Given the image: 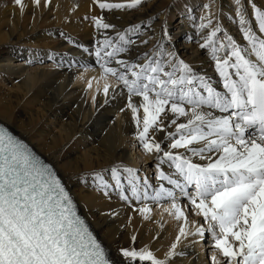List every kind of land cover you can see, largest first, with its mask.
Returning a JSON list of instances; mask_svg holds the SVG:
<instances>
[{"label":"bare ground","instance_id":"6f19581e","mask_svg":"<svg viewBox=\"0 0 264 264\" xmlns=\"http://www.w3.org/2000/svg\"><path fill=\"white\" fill-rule=\"evenodd\" d=\"M185 3L0 0V79L18 80L0 87V123L53 168L111 264H209L206 249L215 264H264V141L253 110L238 94L229 108L227 92L250 69L264 76V0ZM176 15L190 47L171 42ZM48 30L60 36L43 38L53 51L26 47ZM77 141L87 148L72 156ZM139 144L140 163L127 148ZM194 179L221 189L202 198L192 188L189 203L176 188Z\"/></svg>","mask_w":264,"mask_h":264},{"label":"rangeland","instance_id":"374dc122","mask_svg":"<svg viewBox=\"0 0 264 264\" xmlns=\"http://www.w3.org/2000/svg\"><path fill=\"white\" fill-rule=\"evenodd\" d=\"M177 3L179 4V5H181L182 7H186V3H185V0H177ZM135 8H137V9H139L140 8V5H138V6H135L134 7V9ZM202 10V9H201ZM199 8H196V7H194V13H195V17L198 19L199 18V14L198 13H201L202 11H201ZM87 22H88V24H91V26L95 29L96 28V23H97V20H96V18H94V19H92V20H87ZM180 26V27H179ZM168 27H169V29L171 30V32H173V34H174V36H175V38L173 39V40H171V42H174L176 45V47L177 46H179V47H183V46H187V47H190V45H192V37H188L187 39H185V37H183L182 35H183V33H182V29H181V27H182V23H181V21H180V19H179V15H176V16H173L171 19H170V21H169V25H168ZM2 27H0V29H1ZM167 32V34H164L163 36L164 37H166L167 35H169L168 34V31H166ZM0 33H4V30H0ZM50 30H48V31H46L45 32V34H43L42 36H40L42 39L40 40V41H38V42H40V43H38V44H32V43H30V41H28V43L27 44H25L26 45V47L27 48H30L32 51H34V52H36V51H43V50H52V49H54L52 46H50V47H48V45H46V44H43V42H44V40H46V39H43V38H47V39H49V40H56V39H58V38H60V36H51L50 34ZM64 33V32H63ZM195 36H197V34L195 35ZM131 40V42L130 43H132L134 40H135V37H133V38H131L130 39ZM35 41V40H34ZM6 42V41H5ZM8 44H10V42L8 43ZM7 43L5 44V45H3V48H7V47H9V46H12V47H16V46H14V45H8ZM184 44V45H183ZM8 45V46H7ZM18 45V44H17ZM45 45L47 46L46 48H45ZM40 46V47H39ZM53 51V50H52ZM248 51V50H247ZM249 53H250V55L252 56V58L253 59H255V56H254V54H253V52H251V50L250 51H248ZM212 58L214 57H216V56H214V54H212V56H211ZM214 58H213V60H214ZM22 60V57H16L12 62L13 63H17L18 64V62L19 61H21ZM48 62L49 61H47V62H45L46 64H48ZM34 65H31V67H33ZM5 78V77H4ZM6 79V78H5ZM1 81H0V87L1 88H3L4 90H8V91H11L12 89H11V86H13V85H15V84H17V82H18V80H16V79H14V81H9V80H2V79H0ZM117 82V81H116ZM118 84H116V86H118L119 85V82H117ZM85 84V83H84ZM39 87L41 88V87H43V86H41V85H39ZM16 111H17V114H18V116H22L23 115V112L24 113H27V112H29V110H27V108L26 107H24V106H16ZM46 118H47V116H46ZM47 120L49 121V119L47 118ZM50 120H52V118H50ZM64 121V120H63ZM50 122V121H49ZM49 122H48V124H49ZM52 123H53V121H51ZM44 124V123H43ZM42 124V125H43ZM56 124V123H55ZM156 125L155 126H159V124H158V121H157V123H155ZM41 125V126H42ZM43 127H44V129L46 130L47 129V131H48V127H47V125L45 124V125H43ZM153 128H154V125L152 126ZM57 127H54V131L57 133V129H56ZM13 133V132H12ZM182 135H180L179 136V138L181 137ZM93 137V136H92ZM95 144V143H94ZM90 145V144H89ZM88 145V146H89ZM137 147L140 149V151H137ZM137 147H136V152H135V150H134V147L132 148V146L131 145H128L127 146V148H129V152L132 154H134V157H135V161L136 162H141L142 161V158H141V156L143 155V149H144V147H142V145H137ZM87 147H84V144H79L78 143V141L77 142H75V143H73L72 144V142H71V144L69 143V147L67 148L68 149V152H69V154H71L72 156H76V155H78V154H83L84 153V150L86 149ZM37 153V152H36ZM38 154V153H37ZM146 154V153H145ZM39 155V154H38ZM40 156V155H39ZM166 156H169V155H166ZM42 157V156H41ZM44 160V159H43ZM151 166V165H150ZM141 168V167H140ZM143 169V168H142ZM150 169H152L151 171H149V174H150V178H149V180H150V182L152 181V179H154V177L156 176V174H155V172L157 173V168L155 169V168H152V167H150ZM151 172V173H150ZM138 173V172H137ZM136 173V171H135V174H137ZM145 173H147V171H145ZM146 178H147V176H146ZM106 181H108V177H107V175H103L102 176V182H106ZM98 188H96L95 190L96 191H98L97 190ZM99 191H103L102 190V188H100V190ZM190 191H192V188H190L189 190H188V193L190 192ZM173 193L174 192H170L169 193V197L170 196H172L173 195ZM224 193V192H223ZM223 193H221L222 194V196L224 195ZM221 194L219 195V197H221L222 198V196H221ZM225 196V195H224ZM187 196H185L184 197V199L185 200H187V198H186ZM226 199L227 198H222L221 199V202H223L224 200L226 201ZM223 200V201H222ZM231 202H233V201H231V199H228L227 201H226V203H229V204H231ZM189 205V204H188ZM75 206H76V204H75ZM264 206V205H263ZM156 207V206H155ZM232 207H237V209H239L240 207H238V206H232ZM77 208V207H76ZM159 208V207H158ZM192 209V206L190 205L189 206V210L190 211H192L191 212V214L193 215V217H197L196 216V214L193 212V210H191ZM77 210H78V208H77ZM264 215V214H263ZM158 218L160 219L161 217L160 216H158ZM213 226H214V228H216V226H215V224H212ZM206 231H204V233H202V235H200L199 234V236H198V238H201L202 237V239L204 238V237H208V235H209V233L208 232H206ZM217 233L218 232H216V233H214L215 234V236L217 235ZM206 235V236H205ZM204 236V237H203ZM201 239V240H202ZM97 240V239H96ZM216 250V249H215ZM214 250V251H215ZM209 252H210V249H206V253L207 254H205V256L207 257V260L209 261V264H215V263H212L211 261H210V254H209ZM216 252H218L217 250H216ZM215 252V253H216ZM217 254V253H216ZM230 258V257H229ZM229 258L228 257H224V255L222 256V258L220 259V260H218V262H217V264H245L247 261V264H250V263H252V264H258L259 262H257L256 260H254V261H251L250 259H243V260H241L240 261V257H238V256H235L234 258H230V260H229ZM110 261V260H109ZM231 261H233V262H231ZM230 262V263H229ZM245 262V263H244Z\"/></svg>","mask_w":264,"mask_h":264}]
</instances>
